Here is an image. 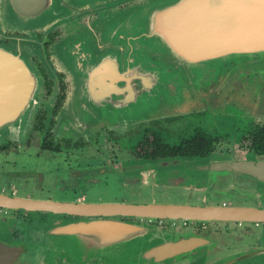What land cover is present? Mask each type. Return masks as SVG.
Wrapping results in <instances>:
<instances>
[{
	"label": "water",
	"instance_id": "1",
	"mask_svg": "<svg viewBox=\"0 0 264 264\" xmlns=\"http://www.w3.org/2000/svg\"><path fill=\"white\" fill-rule=\"evenodd\" d=\"M130 1L0 0V37L7 31L27 34L0 41V140L25 137L40 103L41 77L31 60L37 29L61 31L55 48L74 77L57 126L60 136L79 137L101 127L124 130L195 109L213 111L218 102L243 105L253 94L263 101L264 0H136L159 6L121 8ZM173 58L191 68H179ZM263 104L250 111L261 112ZM0 203L58 213L264 221V208L254 207L87 204L1 193ZM62 229L87 255L123 264H162L209 244L200 235L125 221L85 220ZM21 250L0 245V264H13Z\"/></svg>",
	"mask_w": 264,
	"mask_h": 264
},
{
	"label": "flooded vegetation",
	"instance_id": "2",
	"mask_svg": "<svg viewBox=\"0 0 264 264\" xmlns=\"http://www.w3.org/2000/svg\"><path fill=\"white\" fill-rule=\"evenodd\" d=\"M139 5L147 6L148 10L159 6L133 0L121 8L135 11ZM151 12L154 11L150 10L149 14ZM34 32L38 45L31 60L41 77V99L25 137L5 136L0 141L1 194L55 200L37 197V193L45 190L47 173L20 161V158L33 161L53 155L59 157L70 179L65 192L70 198L57 201L264 208V113L252 112L246 107L243 110L236 103L218 102L220 109L215 113L196 109L186 115L152 119L124 130L101 127L79 137L60 136L57 126L71 99L74 77L55 48L61 31L37 29ZM5 35L7 37H0V41L11 42L10 36L27 34L7 31ZM70 60L73 63L77 58L70 55ZM171 60L181 69L191 68L187 61ZM216 95L218 101L220 91ZM103 172L114 176L107 190H116L124 197L88 198L87 186L97 184ZM18 181L26 190L25 194L19 192ZM147 193L154 197L128 198ZM181 193L189 195L190 199L179 203L160 199ZM216 193L255 198L256 203L213 201ZM85 220L139 223L193 233L208 240L209 244L197 254L174 258L164 264H264V245L261 244L264 221L171 219L133 213H58L0 203V245L22 249L13 264H123L108 257L87 255L75 248L74 238L62 232V227Z\"/></svg>",
	"mask_w": 264,
	"mask_h": 264
},
{
	"label": "rangeland",
	"instance_id": "3",
	"mask_svg": "<svg viewBox=\"0 0 264 264\" xmlns=\"http://www.w3.org/2000/svg\"><path fill=\"white\" fill-rule=\"evenodd\" d=\"M256 97H258V96L255 94L248 95V96H246V99L243 100V105L241 103H236V104L241 106V108H243V110L245 107L248 110H250V108H249L250 106L260 104V103L263 104V102H264V95L261 97V98H263V101L256 100ZM223 98L224 97H222V99ZM219 106L220 105H216V107L213 108V111H210L209 109H205V112L215 113L214 111H218L220 109ZM263 108H264V104H263ZM228 109H231V108L228 107ZM258 113H264V109ZM20 161L24 165H26L27 167H30L33 169H40V170L45 171L47 173L48 177H47V182L45 183V190L42 193H37V197L53 198L55 200H62V201L70 198V195L65 193L67 191V189H69L66 186H69L68 180H70V179H69V177H67V175H68L67 170L64 167V165L60 162V159L58 156L45 155L43 159H34L33 161H30L27 158H20ZM99 178H100V180L98 181L97 184L87 186L89 199H91L93 197L95 199L100 197L103 200H114L116 198L124 197L123 194L117 193L116 190H113V191L107 190V184L114 181V176L103 172V173L99 174ZM17 185H18V187H20L19 192L25 194L26 190L23 189V186H22L20 181L17 182ZM62 187H66V188H62ZM92 195H94V196H92ZM146 196H150L152 198L154 197L152 194L147 193L146 195H142L140 197L137 195H133L132 197H128V198L129 199L135 198V200H146L147 199ZM156 197H157V199H159L158 193H157ZM188 197H189V195H187L185 193L184 194L181 193L178 195L168 194L166 196H161L160 199L175 201V202L179 203V202L188 201L190 199ZM223 199L224 200H233L234 203H238V204H245V203L255 204L256 203L255 198H242L241 196L232 197V196H226L225 194L220 196L218 193H216L213 197V201L223 200ZM189 234H193V233H189ZM72 242L74 243L75 248L77 249L76 242L73 239H72ZM261 244L264 245V238H263V241L261 242ZM168 262H170V260L163 262V264L168 263ZM175 264H188V262H179V263H175Z\"/></svg>",
	"mask_w": 264,
	"mask_h": 264
}]
</instances>
